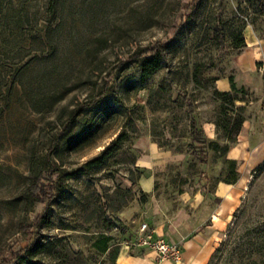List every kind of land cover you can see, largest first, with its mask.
I'll use <instances>...</instances> for the list:
<instances>
[{
    "label": "rangeland",
    "instance_id": "obj_1",
    "mask_svg": "<svg viewBox=\"0 0 264 264\" xmlns=\"http://www.w3.org/2000/svg\"><path fill=\"white\" fill-rule=\"evenodd\" d=\"M251 31L264 35V0H0V264L44 211L32 262L116 264L128 240L110 222L127 227L119 213L139 202L143 176L153 180L143 210L191 222L193 195L215 205L216 184L234 183L240 202L207 264H264V159H227L237 134L224 127L259 114L262 77L240 103L215 94ZM153 45L163 59L143 80L139 52ZM118 135L106 160L85 165ZM32 176L58 184L52 201L30 194ZM101 233L113 236L106 251L93 246Z\"/></svg>",
    "mask_w": 264,
    "mask_h": 264
},
{
    "label": "crops",
    "instance_id": "obj_2",
    "mask_svg": "<svg viewBox=\"0 0 264 264\" xmlns=\"http://www.w3.org/2000/svg\"><path fill=\"white\" fill-rule=\"evenodd\" d=\"M245 41V47L237 53L235 58L234 82L237 88L244 87L247 91L253 92L250 77L255 72L259 73L261 77L264 73V35L251 31L249 39ZM216 86L219 90H230L228 77L217 79ZM242 101L237 99L236 103ZM263 101L264 88L263 95L259 96V114L244 116L236 142L230 145L226 152L227 159L238 160L243 167L254 166L264 159ZM250 102L252 103V101ZM201 125L206 135L213 137L216 132L215 123L208 120ZM153 151H157L156 148H153ZM241 181H244V176L241 177ZM140 185L144 191L148 192L153 186V180L151 177L143 176ZM199 195H193L191 198V203H194L192 205L197 206L195 208L196 219H194L197 222L194 220L191 222L190 219L185 218L188 213L183 214L180 211L166 217L158 216L155 214L156 210L152 203H150L151 206L143 210L137 199L124 207L120 211L119 217L127 223L124 236L128 241L120 247L116 264H207L215 250V238L225 225L230 213L238 206L240 198L235 184L225 181H219L214 188L213 195L217 198L215 205L207 201H203V203L201 198L204 196ZM144 215L146 220L142 219ZM142 221L147 222L155 236H162L168 241L178 242L181 248V258L159 261L155 259V253L151 249L133 244L132 241ZM200 225H204V227H200ZM186 227H191V229L185 232ZM175 230H178L181 236L174 237Z\"/></svg>",
    "mask_w": 264,
    "mask_h": 264
},
{
    "label": "trees",
    "instance_id": "obj_3",
    "mask_svg": "<svg viewBox=\"0 0 264 264\" xmlns=\"http://www.w3.org/2000/svg\"><path fill=\"white\" fill-rule=\"evenodd\" d=\"M166 44L164 42L162 45ZM246 45V41L243 38V36H240L237 42V46L239 48H244ZM241 51V50H240ZM239 51V52H240ZM238 52V53H239ZM139 56L141 58V63H140V68H141V78L145 80L149 75H151L155 70H157L162 62L163 56L160 52V49L158 46L153 45L151 47H148L146 49H143L139 52ZM230 82V90H219L216 89L215 94L219 97H221L224 101L230 103V104H235V101L237 99L244 100V96H238L236 93L240 91L243 94H247V91L244 87L237 88L234 82V76L233 75H228L227 76ZM263 78V88H264V73L262 75ZM106 93V91H101L98 95V97L103 96ZM224 106L223 109L224 110ZM236 108H241V106H236ZM263 110H264V101H263ZM244 119V116L242 113H237L236 117L233 118L232 126L229 129L228 128V120L227 119L225 123V130L229 133V139L230 141L234 142L235 137H231V133L238 134L240 126L242 124V121ZM214 122V121H213ZM216 127L218 126L217 122H214ZM199 139V138H198ZM121 140V135H118L117 138L111 142L110 145L104 147L100 153L99 156L87 161L85 165H91V164H98L106 160L111 153L114 151L116 148L117 144ZM33 180L28 186V190L30 194L34 197H36L37 200L40 201H45L46 203H49L52 201L56 195L58 194V184L52 179L50 182H48L47 190H45V182H41L38 177L32 176ZM230 182V181H227ZM47 183V182H46ZM146 191L142 190L140 195H139V202L143 203L146 201ZM46 211L40 213L36 219V221L32 224V232L31 236L28 240V243L26 246L21 248L19 251L15 252L12 257L5 262H2L1 264H35L32 262L31 258L33 257L34 252L40 247H38V240L40 237V225L41 222L46 220ZM117 222L119 224H116L115 222L111 221L110 226L119 228V232L125 233L126 231V226L120 222L118 219ZM120 225V227H118ZM113 239V236L111 234H106V233H101L94 241H93V246L100 250V251H106L109 247V242ZM118 253V248H115L114 255L115 257L117 256ZM113 255V256H114Z\"/></svg>",
    "mask_w": 264,
    "mask_h": 264
},
{
    "label": "built area",
    "instance_id": "obj_4",
    "mask_svg": "<svg viewBox=\"0 0 264 264\" xmlns=\"http://www.w3.org/2000/svg\"><path fill=\"white\" fill-rule=\"evenodd\" d=\"M133 244L151 249L155 253L156 260L181 258V248L178 242H171L162 236H155L147 222L142 221L137 229Z\"/></svg>",
    "mask_w": 264,
    "mask_h": 264
}]
</instances>
